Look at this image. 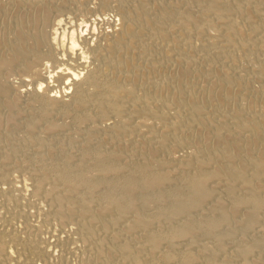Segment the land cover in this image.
Instances as JSON below:
<instances>
[{"label": "bare ground", "instance_id": "obj_1", "mask_svg": "<svg viewBox=\"0 0 264 264\" xmlns=\"http://www.w3.org/2000/svg\"><path fill=\"white\" fill-rule=\"evenodd\" d=\"M113 1L98 32L59 19L74 0H0V180L22 167L99 264H264V0ZM11 71L34 82L24 105ZM52 110L73 114L78 141ZM15 140L32 147L26 166ZM21 239L19 252L0 241V264H46L53 248Z\"/></svg>", "mask_w": 264, "mask_h": 264}, {"label": "rangeland", "instance_id": "obj_2", "mask_svg": "<svg viewBox=\"0 0 264 264\" xmlns=\"http://www.w3.org/2000/svg\"><path fill=\"white\" fill-rule=\"evenodd\" d=\"M74 1L77 2L79 8H77V9H75L74 7L66 8L64 13L61 16H59V19H62L63 21H66V19L67 20L71 19L76 24H82L83 20L89 19V22L94 23L96 31L100 32L102 30H110V27H108L109 26L108 21L110 22V20H112L114 15H115V13H114L115 9L113 8L115 6V2L113 0L111 3H110L111 0L107 1L105 7L101 11H95L94 9H92L94 6V3H96L95 0H74ZM112 3H113V5H112ZM88 8H90V9H88ZM231 26L237 27L238 25L232 23ZM107 28H109V29H107ZM203 33H205L207 36L209 35V37L212 39H215V38L222 39V33L218 34L219 30H215L210 25L205 28ZM191 34L192 33L190 31L191 37L189 40H193L191 42H194V43L196 42L195 44H199L198 42H200V40H198V37L192 36ZM215 34H217L218 37H216ZM201 36L203 37V34ZM254 37H255V35L252 37L253 40L255 39ZM195 38H197V39H195ZM211 58L217 61V59H219V56L213 54L211 56ZM163 60H164V58L161 59V61H163ZM238 61H239V63L241 62V66L242 65H243V67L247 66V62L243 59V57L241 59L239 58ZM243 61H245L246 64ZM244 64H245V66H244ZM254 66L255 65H253V67ZM257 66L258 65L256 64V66L254 68L259 67V66L258 67ZM11 72L12 73H10L8 75L7 79L9 81H11L16 87L18 86L19 91L27 90V92L25 94L26 96H24V93L21 94L23 97H21V99H20L22 101L19 102L20 105H24L23 104L24 98L30 94L29 93L30 91L33 92V90H34V82L31 81V79L28 78V76H26L24 74L17 73L14 71H11ZM22 83L24 85L25 84L26 85L23 87ZM36 83H39V81H36ZM53 84H56V83L54 82ZM85 89L89 93L90 92L93 93L94 91H96L95 88H93V86L91 87V85H87L85 87ZM54 91H56V89ZM41 105L42 104H40V103H36L35 107H41ZM243 106L248 107L249 103H244ZM28 110L29 109L24 108V112L27 113V112H29ZM52 111H51V116L54 117L55 119L60 118V119H57L59 124H61L63 122L62 123L63 125L61 124V126L64 127L67 124L65 128L72 130L69 126H71V124H72L71 122L73 121V114L69 113L70 115L67 114L66 116L58 117L57 111H55V110H52ZM54 115H56L57 117ZM70 116H71V119H70ZM89 127L90 128L93 127V125L91 124V120L83 121L81 128L85 129V128H89ZM158 128L160 129L161 127H158ZM16 129L21 130V127L17 126ZM16 129H14V130L18 131ZM74 132L77 133L78 136L76 134L74 135ZM81 132H82V130H80V129L76 130V131L75 130L71 131V133L74 136V139L76 141H78L80 139L79 134ZM76 137L78 138V140L76 139ZM18 141L19 140L13 141V144L15 143V145L18 144L20 146L19 147L18 145H16V147L19 150L17 152V154L20 153L21 151L22 152L18 155L16 154L15 158H16V161H19L22 163L23 166H26L27 163L29 162V157H30L29 155L32 152V147L25 142L21 143V141H19L20 142L19 143ZM16 142H18V143H16ZM52 143H54V142H51L50 144L48 143V145H50L51 147L48 145L44 146L46 148V150L44 147H41L42 153L44 151L43 156L46 158L48 157V154L50 156V155H53L52 153H55V154L57 153V148L55 147L56 144L53 145ZM29 147L31 148L30 152H29V150H30ZM52 147H53V150H52ZM25 148H27V149L24 150ZM180 149H181L180 153H182V154L193 153V151H195L193 147H188V146L187 147L182 146ZM47 151H49V152H47ZM71 153H72V156L74 154H76V156H74V158L78 157L77 154L79 155V153L75 149H74V151L72 150ZM27 156H29V157L27 158ZM25 161H26V163H25ZM9 165L10 164L7 165V167H9V168H7V170L9 169L8 172L10 171L9 173H11L10 174V176H11L10 183L7 182V180H5V179L0 180V241L3 242V244H5L7 247H9V251L13 250L15 252H19V250H21V247L18 245L20 244V242H22L21 238L23 236L31 233L35 236L39 235L41 239H44L45 245H48L51 247V249L52 248L54 249V250L52 249L51 256H48V258L45 259L46 264H48V261L50 259H51L50 261H54V262L56 261L58 264H95V263L97 264L98 259H96V258L94 259V258L89 257L88 254L85 252V249L82 248L81 240L78 239V237L80 238V235H79L78 231L75 229L77 225L75 224L74 218H71L72 220L69 219L70 221H68L63 226H60L59 224H57V222L54 219H52L51 216H49L50 215V213L48 212L49 207L47 208L48 205H46L43 197L42 196L36 197V196L31 195V193H30L31 188L29 185L30 175L27 172L25 173V171L22 169V167L21 168L17 167V166L15 167V165L13 164L14 167L10 168L11 165L10 166ZM212 181L213 180H209L208 183L212 182ZM4 191L6 193L11 192V195H13V198H11L10 201H8L9 203H7V202L5 203L2 199V196L5 193ZM43 209H45L46 212H48L49 214L46 213L45 215H43L42 214L44 211ZM115 225L116 224L113 225L114 229H115V227L117 228L119 226V224L116 226ZM234 225H235L234 223H231L230 227H234ZM109 228H110V231L114 230L113 228L111 229V227H108L107 228L108 231H109ZM9 231L14 233V235H15V238L13 239L12 243L9 242L8 240H6V239H8V234L10 233ZM19 238H20V241H19ZM39 245L40 244H38L37 246H39ZM94 260H97V261L94 262ZM20 261L21 262L16 260V261H11L10 263L11 264H13V263L14 264H28V259H22ZM16 262H18V263H16ZM30 262H32V264H42L41 259L37 258V257H33V260L31 259Z\"/></svg>", "mask_w": 264, "mask_h": 264}]
</instances>
